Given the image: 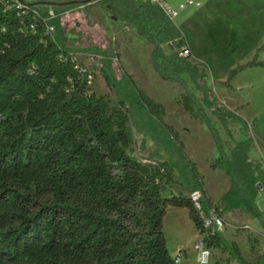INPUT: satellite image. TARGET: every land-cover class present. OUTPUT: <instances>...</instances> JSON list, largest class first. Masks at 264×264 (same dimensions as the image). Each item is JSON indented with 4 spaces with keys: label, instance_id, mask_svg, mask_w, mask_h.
I'll return each instance as SVG.
<instances>
[{
    "label": "trees",
    "instance_id": "trees-1",
    "mask_svg": "<svg viewBox=\"0 0 264 264\" xmlns=\"http://www.w3.org/2000/svg\"><path fill=\"white\" fill-rule=\"evenodd\" d=\"M98 3L151 47V65L162 80L183 86L178 103L192 119L247 126L214 97L208 66L191 62L189 48L180 44L182 31L162 9L148 1ZM50 23L53 38L31 11L0 0V264H176L163 231L168 207L186 209L205 246L228 255L226 264H263L261 254L248 262L236 242L206 229L190 198L199 191L202 210L215 209L222 218L229 212L260 218L250 140L210 163L230 181L214 204L179 133L164 123L163 104L121 65L117 79L110 52L99 56L100 74L115 97L97 96L88 83L90 68L83 71L67 43L75 38L63 34L58 16ZM163 44L174 52L166 54ZM183 49L186 56L179 54ZM251 67H264L258 54L229 71L222 85L232 88ZM133 128L154 140L153 161L133 155ZM158 150L169 158L162 160Z\"/></svg>",
    "mask_w": 264,
    "mask_h": 264
},
{
    "label": "rangeland",
    "instance_id": "rangeland-1",
    "mask_svg": "<svg viewBox=\"0 0 264 264\" xmlns=\"http://www.w3.org/2000/svg\"><path fill=\"white\" fill-rule=\"evenodd\" d=\"M23 1L64 4L83 0ZM185 1L166 0L172 9H178ZM200 1L202 9L190 7L180 11L173 19L184 36L180 44L189 45L194 53V63L208 66V87L214 97L244 120L247 126L235 121L225 127L210 113H207L211 117L210 122L202 116L192 119L178 103L184 92L183 86L159 77L151 65V47L145 44L134 29L116 25L108 9L99 5V0L91 4L57 5L55 14L59 17L63 34L75 38L67 41L77 51L75 57L84 67L94 72L92 90L97 96L108 94L112 99L115 97L105 86L100 74L103 64L97 58L110 52L113 57V73L117 79L122 75L121 65L151 98L163 104L164 123L179 133L186 154L196 164L213 197L219 193L218 180L224 171L212 170L210 163L220 157L222 152L229 156L235 145L245 140H250L249 157L256 165V172L260 175L259 183L264 191V67L246 68L231 82L232 88L221 83L226 80L229 71L246 64L256 54L260 61H264V0ZM162 48L166 54L174 52L168 44H163ZM185 82L198 96V91L188 78H185ZM132 134L133 155L143 163L153 161L157 150L154 140L136 128L132 129ZM159 153L162 160L169 158L164 151ZM255 201L258 209L264 206L262 192L258 191ZM171 210L172 207L163 220L168 251L175 258L181 250H185L186 257H182L178 264H197V253L193 248L198 241L197 233L186 217L177 216ZM235 216L236 222L230 223L233 227L225 224L222 234L227 240L237 237L242 244L244 258L252 261L253 255L246 248L249 246L245 233L246 228H249L248 222L244 217ZM249 223L255 231L260 228L257 220H250ZM260 254L264 264V245ZM217 261L225 264L224 260L216 259L214 255L210 257L209 264ZM233 262L231 264L236 263Z\"/></svg>",
    "mask_w": 264,
    "mask_h": 264
},
{
    "label": "built area",
    "instance_id": "built-area-1",
    "mask_svg": "<svg viewBox=\"0 0 264 264\" xmlns=\"http://www.w3.org/2000/svg\"><path fill=\"white\" fill-rule=\"evenodd\" d=\"M6 5L15 6L17 9L21 10L23 13H27L29 11L32 12L34 21H40L42 24V27H44L45 34L51 36V38L54 37L55 34V27L53 24H51V20H53L57 15L55 14V10L53 8H50L47 10L46 13H42L40 9L37 6H28L23 3H21L19 0H1ZM148 1L153 5L158 6L162 11L170 18L174 19L178 16L180 11H184L190 7L194 8H200L202 7L200 0H186L184 3L180 4L178 9H172L166 0H144ZM31 29L35 30V24L31 25ZM188 50L183 49L179 53L181 56H186L188 54ZM76 58V57H75ZM98 61L100 57H98ZM77 59V58H76ZM83 71H86V67L82 68ZM88 83L92 84L94 80V72L90 70L87 74ZM258 191L263 193L264 198V191L263 187L260 183L257 184ZM190 198L192 202L194 203V206L199 211L200 218L202 219L203 225L206 229H210L213 232H223L225 228V221L224 218L219 216L215 209H210L208 213H205L201 208L200 198L201 194L199 191H194L190 194ZM258 209V207H257ZM260 217L262 221L264 222V206L258 209ZM199 235V234H198ZM194 250L197 253V264H208L211 257V251L205 246L203 242V238L199 235L198 241L194 244ZM184 255V252H179L177 255L178 257L175 260V263L178 264L182 257Z\"/></svg>",
    "mask_w": 264,
    "mask_h": 264
},
{
    "label": "crops",
    "instance_id": "crops-1",
    "mask_svg": "<svg viewBox=\"0 0 264 264\" xmlns=\"http://www.w3.org/2000/svg\"><path fill=\"white\" fill-rule=\"evenodd\" d=\"M37 7L40 9V11L42 13H46L48 9L50 8H53V6H49V5H44V4H40V5H37ZM203 7H200L198 9H202ZM115 23H117L116 25H118L119 27H122L124 26V23L120 22V21H116ZM187 47L189 48L190 50V53L191 54V62L194 63L193 59H194V53L192 52V50L190 49L189 45L186 44ZM215 171V170H214ZM259 174V173H258ZM260 182V181H259ZM258 182V183H259ZM205 184V183H204ZM229 185H230V181H229V177L223 172V174H221L219 176V180H218V190H219V193L213 197V195L211 194V192L209 191V189L207 188L206 184H205V189L208 193V196L210 197L211 201L216 204L218 203L219 199L221 198V196L228 190L229 188ZM257 193H258V188H257ZM256 202V201H255ZM169 208H167L166 210V214L165 216L168 214L169 212ZM173 210H171L174 214H176L177 216H180V215H183L184 217H186L188 219V222L190 223V225H192L194 231L197 233L196 229L194 228V224L192 223V221L190 220L189 218V215H188V211L186 209H183V208H175V207H172ZM236 213L234 212H229V213H226L224 215V221L225 219L227 220V222H225V224L228 226V227H233L230 223H232L233 221L236 222V219L237 217L235 216ZM176 216V218H177ZM246 221L248 222V226L249 228L246 229L245 233L247 234L246 236V239H247V242H248V245L249 246H245L247 248V250H249V252L253 255V260L252 261H248V262H251V263H254L255 259H256V256L258 254H260L261 252V247L264 245V222L262 221L261 217L260 218H245ZM250 220H257L258 221V224H259V229H257V231H255L252 226L250 225ZM177 222V221H176ZM254 232V234H253ZM197 236L199 238V235L197 233ZM252 241H254V250H252L251 248V242H250V239ZM228 241H233V242H236L241 250V246L242 244L240 243V240L237 238V237H231L230 240ZM184 251V255L183 257H186V253H185V250ZM242 252V250H241ZM219 253V254H218ZM217 259L219 258L220 260H224L225 261V264H226V260L228 258V255L227 254H223L220 250H212L211 251V256H213ZM243 255V253H242ZM244 257V256H243ZM246 260V259H245ZM247 261V260H246ZM218 262V261H217ZM231 263H234L233 261L230 262ZM191 264H194V263H191ZM209 264V263H208ZM220 264V262H219ZM237 264V263H235Z\"/></svg>",
    "mask_w": 264,
    "mask_h": 264
},
{
    "label": "water",
    "instance_id": "water-1",
    "mask_svg": "<svg viewBox=\"0 0 264 264\" xmlns=\"http://www.w3.org/2000/svg\"><path fill=\"white\" fill-rule=\"evenodd\" d=\"M21 3L25 4V5H28V6H37V5H40V4H44V5H49V6H57V5H69V4H76V3H79L78 1H71V2H67V3H64V4H60V3H55V2H31V3H27L23 0H19ZM96 0H83V1H80V3L82 4H91L93 2H95ZM258 188V186H257Z\"/></svg>",
    "mask_w": 264,
    "mask_h": 264
}]
</instances>
